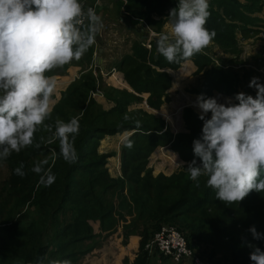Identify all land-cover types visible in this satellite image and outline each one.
I'll return each mask as SVG.
<instances>
[{
  "label": "trees",
  "instance_id": "16d2710c",
  "mask_svg": "<svg viewBox=\"0 0 264 264\" xmlns=\"http://www.w3.org/2000/svg\"><path fill=\"white\" fill-rule=\"evenodd\" d=\"M118 1L120 12L135 23H145L157 34L162 33L163 19L178 3V0ZM246 1L245 4L239 0L209 1L210 16L206 27L215 31L211 42L226 55H240L237 32L242 25L245 33H251L250 26L254 27L258 22L253 14L264 6L263 0ZM154 16L160 20L156 21ZM94 50L95 45L87 52L90 65L94 61ZM148 53L154 69L147 66ZM154 55V48L149 51L143 44L136 43L133 55L126 56L116 68L125 71V79L134 92L149 94L147 104L150 108L159 109L171 86L166 69L179 68L186 61L173 65L163 56L155 59ZM199 55H195L199 62L202 61L197 63L199 70H209L204 74L202 88L194 91L195 94L213 97L217 92L234 97L240 93L238 75L229 64L214 66L209 55L201 58ZM139 61L142 65L136 67ZM231 62L235 60L228 63ZM71 65L72 62L56 68L49 75H65ZM96 80L90 73L72 83L54 107L51 118L45 121L52 130L40 126L33 145L19 153L13 152L5 160L10 176L1 195L8 210L6 214H0V264H39L45 257L83 264L120 228L124 246L131 236L140 237V249L133 264H148L152 256L145 247L164 225L181 232L190 249L199 256L195 250L199 247L192 239L198 245L205 243L213 247H222L228 239L233 249L232 264H251L246 242L264 250V240L254 241L252 236H247L241 238L246 241L234 242L238 236L228 218H236V215L238 218L241 212L254 215L259 211L255 224H258L257 230L264 233V193L253 191L242 202L224 203L218 211L220 201L216 199L215 191L206 187L205 177L200 178V186L196 187L186 167L171 176L159 174L157 177L147 169L148 158L158 147L171 145L185 163L195 158L193 140L199 138L203 126L199 115L186 108L183 119L188 132L174 136L163 119L143 109L130 110L132 103L141 97L128 91L107 89V100L115 104L108 111L90 99V93L97 86ZM74 116L80 119L79 134L75 137L78 158L74 163H68L59 154L58 141L51 142V138L57 118L68 121ZM129 131L135 133L127 142L134 143L132 148L123 147V178L115 179L107 168L108 159L113 155L100 153L99 147L106 137ZM129 159L133 165H129ZM44 160L48 162L45 168H51L56 177L48 187L40 184V176L31 171L36 162ZM21 163L26 173L23 177L14 172ZM210 212H213V219L208 224L206 217Z\"/></svg>",
  "mask_w": 264,
  "mask_h": 264
},
{
  "label": "clouds",
  "instance_id": "9594fccd",
  "mask_svg": "<svg viewBox=\"0 0 264 264\" xmlns=\"http://www.w3.org/2000/svg\"><path fill=\"white\" fill-rule=\"evenodd\" d=\"M209 0H178L169 10L171 33H161L158 54L169 63L188 61L214 39L206 27ZM103 20L93 7L81 0H0V160L33 145L40 126L52 130L50 119L55 104L57 77L54 69L79 61L102 34ZM255 96L240 92L225 98L197 96L194 107L203 122L201 135L193 140L194 159L185 168L189 178L215 191L222 203L242 202L251 192L264 193V82L253 77L248 85ZM209 114H211L209 118ZM139 123V122H137ZM78 116L55 121L54 137L59 154L68 163L77 160L75 137ZM133 141L126 144L132 148ZM39 147V144H36ZM47 160L31 171L45 187L55 182ZM23 177L24 165L15 170ZM254 241L264 240L253 225L248 229ZM251 264H264V250L246 242ZM72 264L68 259H41L39 264Z\"/></svg>",
  "mask_w": 264,
  "mask_h": 264
},
{
  "label": "rangeland",
  "instance_id": "374dc122",
  "mask_svg": "<svg viewBox=\"0 0 264 264\" xmlns=\"http://www.w3.org/2000/svg\"><path fill=\"white\" fill-rule=\"evenodd\" d=\"M104 1L105 0H103V2ZM112 1H115V0H112ZM239 1L242 4L247 3L246 0H239ZM82 2L88 3V0H82L81 3ZM263 2H264V0H263ZM117 7H119V9H120V4H119V6H116V9H117ZM116 9H114L115 11L114 10L111 11L114 16H116L117 12H118V10H116ZM156 17L157 16H154V19L156 21L160 20ZM253 17H255L258 22H257L256 26H254V27L250 26L251 27L250 29H252L251 33H245L241 29L242 25L240 26V29L237 32V39L239 41L240 50H241V53L239 56H230V55H226L224 53L221 54L218 47L215 46L212 42H211L212 44H209L206 48H204L200 53H198L196 55L200 54L199 55L200 58L202 56L209 55L212 58V60H214V62H215L214 66H218L219 64L220 65L229 64V66L233 68V71L235 73H237V75H238V79H239L238 86H239L240 92H244V93H247L249 95L255 96V94H256L255 90L250 88L248 85L250 83V80L253 77H259L261 82H264V6L260 12L253 14ZM161 18H163V17H161ZM227 19L229 20V18H227ZM163 20L165 21L164 25H163L164 27L162 28L163 33H165V32L171 33V24L167 20V17L164 18ZM126 22H128L127 18H126ZM130 24H131V26L128 25V27H130V30L127 32L126 38L127 37H131V38L126 39V42L124 40V43L126 45H128L131 42V45L127 49V52H126L127 54H125L126 56L133 55V46L136 43L143 44V46L146 47L147 37H149L151 32H154L152 30V28H150V27H149L150 29L147 28L148 25H146L143 30H137L136 31V25H133L132 23H130ZM115 28L117 31H121L119 29L121 27L118 25V23L116 24ZM110 29H111L110 26L108 27V29L106 27L103 28L102 35H104L106 33L105 36L103 37L104 42L107 41V39H108L107 34L112 33V31ZM100 44H102V43H100ZM100 46L101 45H99V47ZM95 50H96V46H95ZM110 53H114L113 55L116 56L115 57L116 63H115V65L110 64V68H109L110 70L105 71V73L110 72L112 70L111 68H116L115 66L117 65V63L125 56V55H122L119 57L116 54V52H110ZM113 55H111V56H113ZM87 57L88 56L86 53L79 61H76V60L72 61V64L74 66H80V68L77 71V73L72 74L69 77H67L68 82L60 83V80L63 79V77H65L66 74L64 76H56V77H62V78H57L58 83H57L56 93L54 94L55 104L53 105V109L57 105V103L61 100L62 94L68 90V88L71 86L72 83L79 80L83 74H90V73L93 74L94 64L91 63V65H90L87 61ZM147 58H148L147 66L152 67L151 60H150V53H148ZM192 58H195V60L189 59L188 61H190V62L186 61V62L182 63L179 68L174 69V68L168 67L166 69L167 74L171 77V86L168 90H166L167 94L163 96V99L161 100V105H160L159 109L150 108L147 103L146 104L148 107H146V105H144V102H147V99L149 98V94H141L140 95V94H137L136 92H134V93L129 92L131 94H134L136 96L141 97V100H142V101L139 100L140 102L134 101L132 103L130 109H132V110L143 109L145 112L152 114V115L156 116L157 118L163 119L167 129H169L174 136L179 134V133L188 132L187 128H186V123L183 119L184 110L186 108H188V109H191L195 114H197V115L200 114L199 110L193 106L195 101H196L197 96H199V95L195 94L194 91L200 90L202 88L203 80H204V74L207 70H209V68H205L203 71L199 70L197 63H201L202 61L199 62L198 61L199 57H196L195 55ZM231 59L235 60V62H233V63L231 62L232 64L228 63ZM118 64H120V63H118ZM175 64L176 63H173V65H175ZM139 65H142L141 61L136 63V67H138ZM116 70L121 72L118 68H116ZM163 71H165V70H163ZM159 72H161L160 69H159ZM97 73L99 75V82L96 81V85H97L96 89H98L101 92V94L104 97V100L105 99L107 100L106 92L109 91L107 89H112V88H108L104 84V82H102L101 72L98 68H97ZM123 74H125V71ZM240 87L242 89H240ZM117 91H119V90H117ZM216 94L217 93H215L213 97L217 98ZM89 98H90V95H89ZM90 99L95 100L96 102H98V104H100L99 102L104 101L102 98H97V97H92ZM99 99H101V100H99ZM224 100L225 99H223L220 102L223 103ZM109 102H110V100H109ZM100 105H102V104H100ZM102 107L104 108L103 105H102ZM111 109H109V110H111ZM210 116H211V114H209V118H210ZM134 133H135V131H129V132L119 134L120 137L117 139H114V140L106 137L100 144V147H99L100 153L113 155L112 157H110L108 159L107 168L112 167V165H110V164H112L113 161L120 159L121 174L122 175H119L116 178L114 177L115 179L123 178V166L125 165V161L123 160V158L121 159L120 157L124 153L123 147L126 146L127 140ZM130 160L131 159H129V165H133V163ZM52 161H54V156H53ZM147 165H148L147 169L153 168V169H151L153 171V174L157 173L156 168H159L160 174H163L165 176H171L172 174H174L176 171H179L183 167H187V163L182 161L179 154L176 153L172 149L171 145L170 146L169 145L164 146V147H158L151 154V156L148 158ZM154 169H155V171H154ZM9 176H10V172H9L7 162L5 160H0V214H6L7 210H8V208L5 206V203H4L1 195H2L3 189L6 185V182L9 179ZM223 205H224V203H222L220 201L218 204V211H220V206H223ZM240 207L242 210H244L243 209L244 206L241 203H240ZM258 213H259V211H255L254 215H247L246 213L241 212L239 214L240 217H238V218H237V215H236V218L235 217L228 218L229 224L232 226L233 231L236 234V236H238V240H235L234 242L246 241V240L241 239V238L251 236V234L248 232V229L251 226L254 225L256 228H258V224H255ZM212 219H213V212H210V215L206 217V221L208 222V224H210ZM164 226L166 227L169 225H164ZM94 227H96V224H94ZM157 233H156V235H157ZM115 234H113L112 236H110L108 238L109 242L107 241L108 243L106 245H109V243L113 244V242H114L113 237ZM134 236H136V235H134ZM192 241H194L195 246L199 247V248H195V250L197 253L200 254V256L202 257V259L205 263H207V264H232L231 254H232L233 249L230 248L231 242L228 239H226V243H224L222 247H213V246L205 244V243H202V245H198V242L196 240L192 239ZM123 249H124V247L117 249V251L111 250L113 252V254L110 255V253L109 254L103 253V255H101V256L98 253L95 254L94 253L95 251H94L91 255H89L84 260L83 264H133L136 260L137 254H138L139 249H140V242L134 248L130 247L131 252H129V253L126 252L125 249L124 250ZM145 249H146V247H145ZM152 256L153 257L150 258L148 264H173L171 261L164 259L163 256H161V255H152Z\"/></svg>",
  "mask_w": 264,
  "mask_h": 264
},
{
  "label": "crops",
  "instance_id": "0c3cea01",
  "mask_svg": "<svg viewBox=\"0 0 264 264\" xmlns=\"http://www.w3.org/2000/svg\"><path fill=\"white\" fill-rule=\"evenodd\" d=\"M119 4H120V2L118 0H115V1L105 0L101 4V6L99 7V11L100 12H98V14L101 15V17H102L104 27H106L108 29V27L110 26V28H111L110 30L112 31L111 34H107V37H108L107 41H105V42L103 41L104 40L103 37L106 34L105 33L104 35H102V34L99 35L97 37V39H96V43L94 44L96 46V50H94V53L97 51V54L100 55V58H99L100 63L99 64L96 63L98 65V69H100V72L109 71L110 70L109 69L110 68V64H114L115 65V63H116L115 57L116 56L113 55L114 53H110V52H116V54L119 57L122 56V55L127 54L126 52H127V49L129 48V46L131 45V42L128 45H126L124 43V40L126 42V39L131 38V37H127L126 38V34L130 30V27H128V25L131 26L130 23H132L133 25H136V31L137 30H143L145 28L144 24L135 23L132 19H130L129 17L125 16L122 12H120L119 7H117V9H116V6H119ZM114 9L118 10L116 16H114L112 14V12H111ZM126 18H127L128 22H126ZM117 23L121 27V28H119L121 31H117L116 30L115 27H116ZM148 29H150L149 26H148ZM162 33H163V30H162ZM165 33H167V32H165ZM100 43H102V44H100ZM98 44L101 45V46L99 47ZM210 44H212V43H210ZM99 49H103V52L101 54H99ZM220 52H221V54H223V52L221 50H220ZM111 55H113V56H111ZM125 56L118 63H121L122 60L125 58ZM187 62H190V61H187ZM118 63H117V65L115 67H117L119 65ZM79 68H80V66H74L72 64L69 67V69L67 70L66 76L63 77V79L60 80V83L68 82V78L67 77H69L72 74L77 73ZM96 71H97V69H96ZM94 72L95 71H93V75H94ZM55 76H61V75H55ZM62 76H64V75H62ZM119 77H121L127 83L123 72H119ZM57 78H62V77H57ZM98 79H99V77H98ZM101 80H102V82H104V84L108 88L116 89V90H119V91H128V92H130V90H128V89H120V88L115 87L112 79H108V78L105 79L101 75ZM57 81H58V79H57ZM128 86H129L130 89H132L129 84H128ZM133 93H134V91H133ZM216 95H217V98H218L219 101H222L223 99L226 98V96H223V95H221L219 93H217ZM227 98H229V97H227ZM99 103L102 104L106 110H109V109H111V108H113L115 106V104L113 102H111V101L109 102L106 99L104 101H102V102H99ZM130 110H132V109H130ZM119 137H120L119 134L116 135V136H108V138H110L112 140L117 139ZM120 158L122 159V155H121ZM110 165H112V167H109L108 170H109L110 175L113 176V178L114 177L116 178L117 176L122 175L121 174L120 159H117V160L113 161V163L110 164ZM107 166H108V164H107ZM151 169H153V168H151ZM156 169H157V173L153 174L154 177H157V175L160 174L159 168H156ZM154 171H155V169H154ZM113 241H114L113 244L109 243L110 246L106 245L109 241L106 242L101 249L96 250L94 253L95 254L98 253V254H100V256L103 255V253H107V254L110 253V255H111V254H113L112 251H117V249L122 248V247H124L126 252L129 253V252H131L130 247L134 248L137 244H139L140 237L131 236L128 239L127 245L124 246L123 242H122L123 241V230L120 228L119 231L114 235Z\"/></svg>",
  "mask_w": 264,
  "mask_h": 264
},
{
  "label": "built area",
  "instance_id": "2783aa9c",
  "mask_svg": "<svg viewBox=\"0 0 264 264\" xmlns=\"http://www.w3.org/2000/svg\"><path fill=\"white\" fill-rule=\"evenodd\" d=\"M102 2L103 0H88V3L82 2V4L85 8H95L98 14L99 7L101 6ZM123 2L126 3L125 0H123ZM142 24L146 26L145 23ZM157 36H160V34L151 32L149 37L146 39V48L150 51L153 49L152 40ZM97 56L98 54L96 51L94 53L95 60L93 61L95 71L94 76L97 79L96 81L99 82V75L96 71V69L98 68V65L96 64ZM101 75L105 79H112L115 87L120 89H128L130 90V92H133V90L129 88L128 84L121 77H119V72L116 70V68H112V70L107 73H105V71H102ZM92 97L102 98L104 100L103 95L98 89H95L90 93V98ZM146 103L147 102H144V105L148 107ZM146 250L148 251L150 256L161 255L167 260L171 261L173 264H207L198 254L190 249L185 237L174 227L164 226L157 233V235L155 234V236L148 242V244L146 245Z\"/></svg>",
  "mask_w": 264,
  "mask_h": 264
},
{
  "label": "water",
  "instance_id": "95a60500",
  "mask_svg": "<svg viewBox=\"0 0 264 264\" xmlns=\"http://www.w3.org/2000/svg\"><path fill=\"white\" fill-rule=\"evenodd\" d=\"M159 37L160 36H157V37H154L153 38V48L155 49V55H154V58L155 59H158L159 58V54H158V51H157V41L159 40ZM103 52V49H99V54H101ZM100 55H98V57L96 58V63L99 64L100 63ZM132 136V135H131Z\"/></svg>",
  "mask_w": 264,
  "mask_h": 264
}]
</instances>
